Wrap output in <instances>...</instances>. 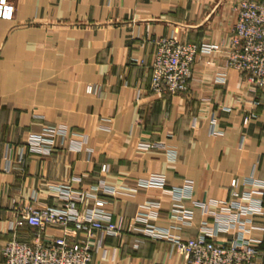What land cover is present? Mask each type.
<instances>
[{
  "label": "crops",
  "instance_id": "crops-1",
  "mask_svg": "<svg viewBox=\"0 0 264 264\" xmlns=\"http://www.w3.org/2000/svg\"><path fill=\"white\" fill-rule=\"evenodd\" d=\"M239 1L8 0L13 17H0V264L13 204L58 205L66 187L85 194L78 203L84 212L94 207L93 194L107 200L122 226L121 234L96 239L93 264H187L171 241L142 234V204L160 202L155 223L191 237L214 219L217 201L230 200L233 178L264 182V90L255 106L226 50L197 56L188 91L151 90V39L227 40ZM50 126L65 132L54 150L32 149L31 134ZM150 175L188 195L191 224L173 215L177 200L168 192L138 186ZM102 185L120 191L102 192ZM254 219L264 223V216ZM32 231L23 224L18 236Z\"/></svg>",
  "mask_w": 264,
  "mask_h": 264
},
{
  "label": "built area",
  "instance_id": "built-area-1",
  "mask_svg": "<svg viewBox=\"0 0 264 264\" xmlns=\"http://www.w3.org/2000/svg\"><path fill=\"white\" fill-rule=\"evenodd\" d=\"M235 9L237 19L230 36L222 42L197 43L181 40L176 35L151 39V90L160 94L188 91L197 56L226 50L227 64L237 69L248 82L253 104H261L258 94L264 90V0H240ZM14 11L15 6L8 0H0V17L12 18ZM89 90L93 87L89 86ZM213 122L216 124L215 120ZM63 133L50 126L31 134L29 142L32 149L52 152L56 136ZM106 169L104 165L103 170ZM258 181L252 178L243 182L261 188L241 189L243 182L233 178L229 185L230 200L216 202V208L210 211L214 219L205 220L198 235L183 237L170 228L158 226L154 219L159 216L160 202L152 200L140 207L137 221L143 226L139 230L144 236L171 241L177 252L186 254L187 264H264V233L253 234L254 230L264 232V223L254 219L257 215L264 216V182ZM138 186L158 187L168 192L177 200L173 215L184 224L192 223L194 209L184 202L188 195L180 188H169L164 176L150 175ZM99 188L113 194L120 191L116 187L108 189L106 185ZM65 189L67 193L58 205L13 204L16 218L8 226L10 237L2 245L1 264H93L96 246L101 245L100 240L96 241L100 234L122 233V226L112 219L106 208L107 200L93 194L94 207L84 212L78 203L84 200L85 194L77 196L70 193V188ZM193 206L204 209L206 203L197 201ZM23 224L33 230L28 239L18 236V228ZM172 227L180 229L182 226ZM231 230L237 234L226 240L216 238L218 233Z\"/></svg>",
  "mask_w": 264,
  "mask_h": 264
}]
</instances>
